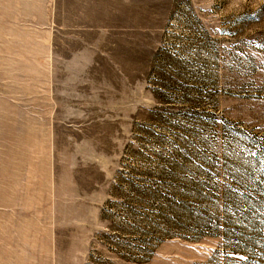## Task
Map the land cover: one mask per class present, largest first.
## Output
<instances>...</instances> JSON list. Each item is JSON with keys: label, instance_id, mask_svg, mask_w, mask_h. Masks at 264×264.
<instances>
[{"label": "rangeland", "instance_id": "1", "mask_svg": "<svg viewBox=\"0 0 264 264\" xmlns=\"http://www.w3.org/2000/svg\"><path fill=\"white\" fill-rule=\"evenodd\" d=\"M0 264H264V0H0Z\"/></svg>", "mask_w": 264, "mask_h": 264}, {"label": "crops", "instance_id": "2", "mask_svg": "<svg viewBox=\"0 0 264 264\" xmlns=\"http://www.w3.org/2000/svg\"><path fill=\"white\" fill-rule=\"evenodd\" d=\"M75 77V79H74V81H75V84H77L78 82H80L79 80H78V76L77 75H75L74 76ZM66 99H65V101L68 103L66 106H68V107H74V106H77V101L75 100L76 99V97H72V96H66L65 97ZM85 101L86 102H88V101H91L90 99H85ZM88 103H90V102H88ZM87 106H90V107H92V105H86L85 107H87Z\"/></svg>", "mask_w": 264, "mask_h": 264}]
</instances>
